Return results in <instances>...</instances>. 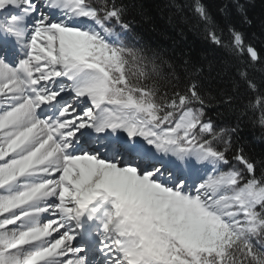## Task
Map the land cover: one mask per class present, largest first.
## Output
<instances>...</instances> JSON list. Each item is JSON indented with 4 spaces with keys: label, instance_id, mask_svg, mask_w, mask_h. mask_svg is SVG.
<instances>
[{
    "label": "snow or ice",
    "instance_id": "6c2138e0",
    "mask_svg": "<svg viewBox=\"0 0 264 264\" xmlns=\"http://www.w3.org/2000/svg\"><path fill=\"white\" fill-rule=\"evenodd\" d=\"M230 6L250 23L191 0L193 27L264 62ZM128 10L0 0V264H264V159L213 120L202 68L183 83L129 44ZM248 108L264 127V93Z\"/></svg>",
    "mask_w": 264,
    "mask_h": 264
},
{
    "label": "trees",
    "instance_id": "16d2710c",
    "mask_svg": "<svg viewBox=\"0 0 264 264\" xmlns=\"http://www.w3.org/2000/svg\"><path fill=\"white\" fill-rule=\"evenodd\" d=\"M228 0H205L213 13ZM245 5V23L235 7H229L227 21L245 35L249 44L264 53V0H240ZM129 5L126 19L132 24L129 44L157 51L181 75L182 82L192 78L187 68H202L198 74L202 90L214 98L210 111L220 126L238 127L235 141L245 153L257 161L264 159V127L259 120V110L248 108L250 102L264 93V62L252 61L247 54L236 56L228 50L211 44L202 31L193 27L195 17L191 0H125ZM246 70L248 79L255 85L251 89L238 74ZM231 96V104L216 103Z\"/></svg>",
    "mask_w": 264,
    "mask_h": 264
}]
</instances>
